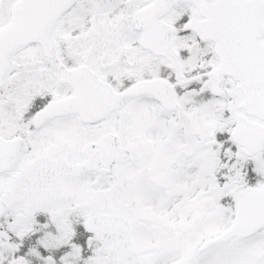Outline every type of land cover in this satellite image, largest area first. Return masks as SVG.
I'll use <instances>...</instances> for the list:
<instances>
[{"label": "snow or ice", "instance_id": "1", "mask_svg": "<svg viewBox=\"0 0 264 264\" xmlns=\"http://www.w3.org/2000/svg\"><path fill=\"white\" fill-rule=\"evenodd\" d=\"M0 264H264V0H0Z\"/></svg>", "mask_w": 264, "mask_h": 264}]
</instances>
